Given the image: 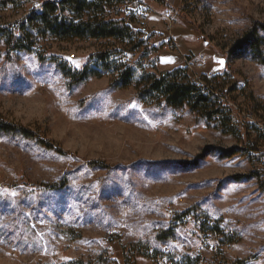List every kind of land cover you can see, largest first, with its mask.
<instances>
[{"label": "rangeland", "instance_id": "obj_1", "mask_svg": "<svg viewBox=\"0 0 264 264\" xmlns=\"http://www.w3.org/2000/svg\"><path fill=\"white\" fill-rule=\"evenodd\" d=\"M44 1L0 0V27ZM139 1L150 10L132 25L143 42L133 51L28 29L32 47L9 51L0 37V120L66 153L0 131V264H264V157L254 159L264 156V32L244 38L264 25V0ZM104 50L135 82L178 70L189 81L186 59L229 108L214 103L220 114L208 121L186 105L138 99L134 87L111 88L115 75L92 58ZM85 66L101 75L73 83L60 70ZM230 122L247 132L225 134L220 124L235 132ZM252 170L259 178H234ZM200 219L213 223L216 250L196 256Z\"/></svg>", "mask_w": 264, "mask_h": 264}, {"label": "trees", "instance_id": "obj_2", "mask_svg": "<svg viewBox=\"0 0 264 264\" xmlns=\"http://www.w3.org/2000/svg\"><path fill=\"white\" fill-rule=\"evenodd\" d=\"M37 7H39L38 10H36ZM37 7L25 16L19 22V25L16 24L10 28L0 27V37L5 36L7 38L9 51H15L18 46L25 47L27 50L32 47V44H28L30 36L25 33L24 29H28V32H35L40 36L49 35L60 42L116 40L120 44L127 43V45L132 46L131 50L138 49L143 43L142 40L137 39L138 33L133 30L134 18L132 16L119 18L124 9L130 7L129 0H46ZM111 15L116 18H111ZM15 27L19 28V32L15 31ZM259 29L264 32V25L253 24L244 35L245 40L250 39L258 42L256 34ZM20 32L22 34L19 36ZM115 53L104 50L92 56L96 59L100 71L115 75L110 84L111 88L126 89L134 87L138 99L154 98L163 100L167 106L172 108L186 105L191 112L208 121H211L214 115L220 114L218 108L213 110L216 105L214 103L225 109L229 108L222 103L223 94H218L213 90L211 81H206L205 85L207 87L203 89L201 86L195 85L191 78L188 81L186 76H182L185 74V70L158 75L144 74L138 82H135L131 67L123 68V66H117L114 62H109ZM258 55L260 56V53ZM261 63L264 64V60H261ZM60 70L63 76L73 83H80L89 77H99L101 75L96 68H88L87 66L76 72L61 67ZM184 80H187V82H184ZM230 124L235 132H232V129L226 124H220L221 128L226 129L225 134L238 136L240 134L238 128L247 132V125L242 124L241 127H237L234 126L233 122H230ZM0 131L23 135L26 138L35 140L37 144L45 149L62 156L66 155L56 144L36 136L31 130L21 126L0 120ZM243 134L241 133V136ZM249 151H254V149ZM227 153L229 156L233 154ZM263 157L259 156L254 159L260 162ZM97 165H99L97 162L89 163L90 167ZM259 175V172L252 170L247 175L234 176V178H259ZM184 215V213L181 214L179 218ZM203 230L205 229L203 228ZM212 232H214V228H212Z\"/></svg>", "mask_w": 264, "mask_h": 264}, {"label": "built area", "instance_id": "obj_3", "mask_svg": "<svg viewBox=\"0 0 264 264\" xmlns=\"http://www.w3.org/2000/svg\"><path fill=\"white\" fill-rule=\"evenodd\" d=\"M53 1V0H50ZM130 1V7H126V10L129 11L132 14V17L134 18V21L139 23L140 25H144L145 22H147V16H146V11L150 10L149 6L144 4L143 2L139 1V0H129ZM137 5L138 7L144 9L142 10H138L137 9ZM165 22H166V28L167 30L170 32L171 31V27H172V23L173 20L169 17L168 14H165L163 16ZM16 32H19V28H14ZM141 32H146L145 27L141 28ZM171 39V37H170ZM203 57L201 56L199 58L200 61H203ZM184 64L186 69L188 70L189 73H191V81L197 85V86H201L203 89H206V85L205 83L201 80L200 76L196 74L195 72V68L192 67V65L186 60L183 59ZM202 65H197L196 68H201ZM214 77V76H213ZM209 79V78H208ZM210 80V79H209ZM197 226L204 228L205 230L202 231L201 233V239L203 242V245L200 246L199 248L195 249V255L196 256H200L203 254V250L204 251H209V252H215V244L211 241L212 235V228H213V223L210 220H197L196 223Z\"/></svg>", "mask_w": 264, "mask_h": 264}, {"label": "snow or ice", "instance_id": "obj_4", "mask_svg": "<svg viewBox=\"0 0 264 264\" xmlns=\"http://www.w3.org/2000/svg\"><path fill=\"white\" fill-rule=\"evenodd\" d=\"M163 62V61H162ZM168 62H171V61H168ZM220 64L222 65L223 64V61H220Z\"/></svg>", "mask_w": 264, "mask_h": 264}]
</instances>
